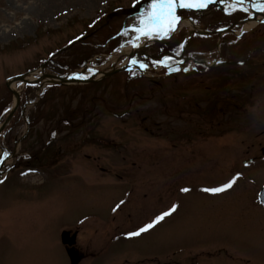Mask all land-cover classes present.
Returning <instances> with one entry per match:
<instances>
[{"label":"rangeland","instance_id":"1","mask_svg":"<svg viewBox=\"0 0 264 264\" xmlns=\"http://www.w3.org/2000/svg\"><path fill=\"white\" fill-rule=\"evenodd\" d=\"M151 3L0 0V125L12 91L21 99L0 134V264H71L66 230L80 264H264V4L176 7L168 32L170 18L149 21ZM146 23L167 36L126 55ZM200 29L209 41L190 36ZM168 50L188 62L164 67ZM132 55L147 67L8 86L28 73L90 78ZM237 174L232 188L203 191Z\"/></svg>","mask_w":264,"mask_h":264},{"label":"snow or ice","instance_id":"2","mask_svg":"<svg viewBox=\"0 0 264 264\" xmlns=\"http://www.w3.org/2000/svg\"><path fill=\"white\" fill-rule=\"evenodd\" d=\"M138 3H141L142 0H137ZM239 2H242V0H239ZM210 0H152V3L150 5L151 8V16H149V21L151 24L156 25L160 24L162 21V18H170L168 20L167 24V31L173 32L175 31L174 28L171 27V25L175 22H177L180 17L175 15V8H183V9H204L209 6ZM261 3L264 4V0H261ZM135 6V5H134ZM244 12H247L248 9H241ZM257 11L264 12V7H260L256 9ZM145 16H148V12L146 11L144 13ZM163 27V25H161ZM136 31L140 32L143 36L148 37L153 35V31L149 30V26L146 23L145 28H137ZM171 59V58H166ZM133 64L137 63L135 60L132 61ZM160 64H163V62H158ZM166 68H170V64H164L163 65ZM141 68H146L147 65L140 64ZM187 71V69H184ZM239 179V174L234 176L233 178L229 179L227 182L223 183L219 187H208L203 189V191L217 194L224 192L230 188L233 187V185L236 183V181ZM184 192H188L189 189L184 188L182 189ZM176 211V206L173 205L169 210L163 211L162 213L158 214L153 221L150 223L145 224L143 227H140L138 231H133L130 233L132 236H138L141 233L148 231L149 229L153 228L156 224H158L160 221H163L167 216H170L173 212Z\"/></svg>","mask_w":264,"mask_h":264},{"label":"water","instance_id":"3","mask_svg":"<svg viewBox=\"0 0 264 264\" xmlns=\"http://www.w3.org/2000/svg\"><path fill=\"white\" fill-rule=\"evenodd\" d=\"M218 32H224L222 30L218 31ZM207 33V32H206ZM132 59H133V55L130 57L128 63L126 64L125 67H118L115 70H111V71H107L102 73L101 76L98 75H94L93 77L90 78H78V77H74V76H69V77H60V76H56V75H52V74H45L43 75V79L46 78L45 82H48L50 84H61V85H66V84H74V83H80V84H87V83H91V82H96L97 80H100L102 78H106V77H110L113 74H116L122 70H127L131 68V64H132ZM45 68V65L42 67V69ZM29 74H33V73H28V74H23L17 77L12 78L9 82H8V86L10 87V89L12 90V85L16 84L17 82H23V83H32L33 81H40L43 80L42 78H37V79H29L27 78V75ZM44 82V81H43ZM14 93V95L16 96V103L13 105V108L11 109V112L9 113L7 119L4 121L3 124L0 125V134L5 131L6 127L10 124L9 122L12 121L14 115H15V111H17L20 103H21V99H20V92L17 91H12ZM259 199L260 202L264 205V187L262 188L261 192H259ZM62 234V244H64L65 246H67V252L68 255L71 259V264H80V262L83 260V256L80 254L81 252L78 251V249H76V243H77V237H78V233H74L71 234V231H64Z\"/></svg>","mask_w":264,"mask_h":264},{"label":"flooded vegetation","instance_id":"4","mask_svg":"<svg viewBox=\"0 0 264 264\" xmlns=\"http://www.w3.org/2000/svg\"><path fill=\"white\" fill-rule=\"evenodd\" d=\"M245 1H249V0H245ZM182 30V29H181ZM190 36H192L193 38H196V39H199V40H204V39H207L208 41H209V38H211L212 37V35H204V34H201V33H199L198 31H192V32H190ZM237 36H239V35H237ZM198 40V41H199ZM187 44V43H186ZM204 53V52H203ZM168 55V56H167ZM166 56L168 57V58H171L170 60L169 59H166ZM183 56V57H182ZM185 55H183L182 53H181V57H179V58H177V56H176V54H174V52L173 51H167V52H164L160 57H158V58H165L164 59V62H167L166 64H170V65H172V66H179L180 67V65H182V64H185V62H188V60L187 59H185V57H184ZM181 58H183V59H181ZM215 61V60H214ZM201 63H206V62H202L201 61ZM224 62H222V61H220V60H217V62H215V65H222ZM210 64H208V66H209ZM212 66V65H211ZM255 162L256 160H251V161H249V162ZM98 167H99V169L100 170H102V171H104V168L102 167V166H99L98 165ZM76 231H79V230H76ZM80 232V231H79ZM75 232H73L72 234H74ZM76 246H77V248L80 250V252H82L84 255H85V252L82 250V249H80L79 247H78V244L76 243ZM86 256H87V254H86Z\"/></svg>","mask_w":264,"mask_h":264},{"label":"bare ground","instance_id":"5","mask_svg":"<svg viewBox=\"0 0 264 264\" xmlns=\"http://www.w3.org/2000/svg\"><path fill=\"white\" fill-rule=\"evenodd\" d=\"M261 18L260 17H258L256 20H250V21H248L245 25H246V27H245V29H251V27H254V26H256V24H258V21L260 20ZM167 35H166V33H164V32H162V29H157V30H155V31H153V35H151V36H148V37H145V36H143L142 34H139V36L135 39V41H133V43H132V45L131 46H129L128 48H127V51H128V54H126V55H129L130 53V50H134L135 48H140V47H142V46H145V45H148V44H151V43H153L154 41H156V39H158V37H160V38H164V37H166ZM123 65H126L125 63H123V64H121V65H119V66H123Z\"/></svg>","mask_w":264,"mask_h":264},{"label":"trees","instance_id":"6","mask_svg":"<svg viewBox=\"0 0 264 264\" xmlns=\"http://www.w3.org/2000/svg\"><path fill=\"white\" fill-rule=\"evenodd\" d=\"M107 16L108 17H110V14L108 13V14H104V15H102V17L100 18V19H98L96 22H101V21H103V19H105V18H107ZM115 16V15H114ZM113 17V16H112Z\"/></svg>","mask_w":264,"mask_h":264}]
</instances>
